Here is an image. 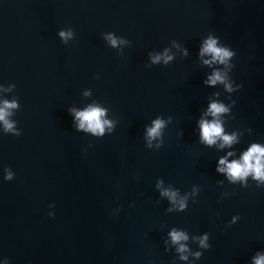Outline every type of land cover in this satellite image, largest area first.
I'll list each match as a JSON object with an SVG mask.
<instances>
[{"label": "water", "instance_id": "water-1", "mask_svg": "<svg viewBox=\"0 0 264 264\" xmlns=\"http://www.w3.org/2000/svg\"><path fill=\"white\" fill-rule=\"evenodd\" d=\"M209 36L235 52L227 66L204 63ZM213 71L232 91L206 82ZM4 101L17 107L14 131L0 121V264L264 256V180L217 170L264 148V0H0ZM89 107L110 122L102 135L79 127ZM202 120L233 142H205Z\"/></svg>", "mask_w": 264, "mask_h": 264}, {"label": "clouds", "instance_id": "clouds-1", "mask_svg": "<svg viewBox=\"0 0 264 264\" xmlns=\"http://www.w3.org/2000/svg\"><path fill=\"white\" fill-rule=\"evenodd\" d=\"M59 35L61 38L67 39L71 33L60 31ZM109 39L113 46L116 45L117 41L111 37L109 34ZM201 55L210 54L211 60H205V64H211L212 62H217L219 64L228 65L229 60L235 55V52L229 50L226 46H218L217 39L213 36H209L203 43V46L200 49ZM160 57H153V62L155 63L159 60ZM171 59V57H166L165 61ZM226 76L223 75L220 71H213L212 75L209 76L206 81L208 84L215 85L217 82L224 83L225 89L228 91H232V87L229 83H226ZM239 87V86H238ZM17 107L16 103L4 101V107L0 108V121L4 123L5 131H14L13 124L9 122L5 117L9 114L6 110ZM228 109L219 103L213 102L209 106V112L214 117L217 114L225 113ZM75 116L79 119V127L81 129L90 130L94 134L102 135L104 133V125L109 124L110 122L107 120H102L104 116V110L98 107H89L83 111H78L75 113ZM201 134L202 138L208 144L214 143L217 137H220L224 144H231L234 140L233 136L223 135V129L221 124L216 121H201ZM163 126V121L160 119H156L153 121V127L148 129V136L154 137L159 135V130ZM220 164H225L226 161L221 158L219 161ZM218 171H226L229 177L233 180L237 178H244L248 174H252L253 177L257 180H264V148L259 146L258 144H253L248 151H246L240 162L232 161L226 164V168H218ZM6 180H12L13 174L8 171L6 176ZM164 195H168L170 198L175 197V193H170L165 191ZM181 208L184 207L183 203L180 205ZM171 239L174 243L186 240L187 236L183 232H178L173 230L170 233ZM207 237L205 236L200 240L201 246L207 247L205 244V240ZM185 246L183 244L180 245L178 251H184ZM199 256V253L195 254ZM181 259H186V257H181ZM255 264H264V256H258L255 258Z\"/></svg>", "mask_w": 264, "mask_h": 264}]
</instances>
